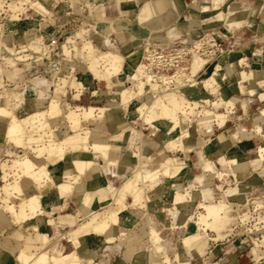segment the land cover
Listing matches in <instances>:
<instances>
[{"label":"rangeland","instance_id":"obj_1","mask_svg":"<svg viewBox=\"0 0 264 264\" xmlns=\"http://www.w3.org/2000/svg\"><path fill=\"white\" fill-rule=\"evenodd\" d=\"M11 1L0 0V33L3 34V48L1 47L0 53L2 57L8 58L6 60L0 58V97L5 93L13 96L12 108L23 117L26 131L34 137V141L25 145V147L24 145L17 147L11 144L12 142L3 141L4 147L0 149V208L3 204V198H7L8 192L10 191L9 188L15 181V178L11 175L15 168L14 159H18L25 154L34 156L39 153L40 149L43 150L45 147L43 155L46 160L43 166L47 172L54 176L56 174V162L61 159L58 155L64 154V159L70 160L66 154L73 149L70 144H64L62 146H55L52 153L47 152V146L54 143L58 131H66L65 134L68 137H73L76 141L81 140V136L77 135L79 133V130H77L78 127H72V120L76 117V113H80L83 107L94 106L95 108L102 107L104 114L106 109L114 108L118 104L119 93L123 88H133L132 80H126V77L121 78V75L124 74L123 76H125L129 73V70L124 69V57L122 56V53L127 52H123L122 49L117 48L115 43L109 45L107 43L108 34L95 27L96 24L100 25L102 23H109L114 27L112 23L115 22L118 15L112 14L111 9L117 6L119 0H38L39 4L46 7L53 14V21L46 15L48 11H44L39 7L34 8L32 6L28 8L27 5H24V7L14 10V12L9 9V3ZM118 6L120 7V4ZM218 16L222 20L221 15L218 14ZM206 20L207 22H212L206 29L210 28L211 31H214L215 26L212 19L209 18ZM135 21L137 22V18ZM54 25L58 30L49 33ZM211 31L205 30L203 36L205 35L208 38L211 36ZM154 32L152 31L150 33L152 34ZM214 35L216 37L215 33ZM201 36L202 33L199 37H195V39L199 40ZM46 40H50L51 44ZM66 41L69 43L63 47L62 45ZM145 43H148L150 49L156 47V44L160 45L162 49L171 46L169 40L165 44L155 38L149 39V37ZM55 45L56 49L54 50L57 51V54L51 52L50 57H47L46 55L51 51V47ZM196 55L201 57L198 53L192 52V60L190 63L180 65L186 75H188V78H183L177 82L173 81L168 85L165 84L166 86L163 85L164 88L161 87L159 89L160 91H164L162 93L166 98L165 102L177 108L180 112H178L179 115H181V111L184 108L189 113L187 118L179 117L180 120L178 122L182 129L192 131V137L186 140V143L191 145L192 150L195 151L191 158L195 167L196 176H190L184 184L180 185L181 188H178L179 184L176 178L182 175L185 163L189 157V152H184L181 144L175 152H170L172 147L170 141L174 138L166 140V128L157 125L156 121L153 122L152 126L143 127L142 117L138 111L140 99L142 98L130 100L123 106L120 112V117L127 115L129 126H123L120 129L104 134L110 136L113 133H125L130 129H134L137 131L134 138H131L127 143L125 142L124 145L131 148L130 150L139 151L140 145L142 144L143 147L141 146V149L143 148L142 152L144 154L142 159H145L146 155L150 156L147 153L149 149L156 144L148 134L160 128L164 132L161 147L169 150L170 154L162 155L161 159H158V162L162 163V166L168 164L173 169L181 161L184 163L179 166L180 168L178 167L179 171L178 168L175 169V174L173 173L170 176L172 180L171 188H174V197L172 199L167 198L163 193L164 187H168L166 183L167 176L162 177L155 186L147 187L148 195H146V200H143L144 198L142 199V203L148 204L146 214L142 216L146 224L143 225L146 227H139V229L144 228L143 232L141 229L138 231L139 237L136 236L131 243L121 245L118 249L115 248V243L118 242L117 238L104 241L103 236L96 234L89 235L86 245L76 248V251L78 254H82L89 245L91 248H95L96 255L90 263L83 262L82 264H126V262L130 261L134 252L139 250L145 251L144 256H146V259L151 254L157 255L159 253L157 250L158 243L152 246L147 240L148 229L154 222L162 228L160 237L171 234L169 250L165 253V259L161 264H171L170 262L172 260H175V264H264V227L261 228L256 222H253L252 227H250L252 219L258 221V219L262 218L261 214L264 213V186L259 190L250 188L248 181L252 179H254L253 181H261L258 178L259 175L255 172L248 173L241 171L250 166L251 157L249 158V165L246 168V161L236 165L228 164L233 174L236 175L240 171L237 174L239 180L234 184L230 183L231 181L229 179L227 183L223 180L219 181L217 188L210 185L213 196L216 197L214 201L209 202L199 195L193 197V194L197 193L201 181L207 179L213 180L212 169L206 171L203 168L202 170L200 168L201 165L198 163L197 155L200 157L203 151L201 144L212 138L224 125L230 128L228 132L239 127L250 133L244 127L234 124L235 121L245 123L246 115L249 114L252 107L250 103L251 107L247 110L246 114L242 111L240 118L228 117L235 108L228 110L223 107V102L226 99H232L226 96L223 89H218L222 93L214 99V94H208L209 91L205 88L209 86L208 84H205L202 80H197L198 83L194 84L189 80V78L197 79L196 76H191L192 74L203 76L209 73L202 71L206 60L202 68L195 66V62L197 61ZM116 57L119 60L115 62ZM212 57L213 54L209 59ZM201 58L206 59V57ZM176 69L177 67L165 68L157 66L155 70L172 75ZM52 83H54V86ZM225 85L227 84H223L222 86ZM186 86L191 87L187 93L184 91ZM199 86L200 89L202 87L204 88L201 91L194 90V88H198ZM214 88L217 89L216 87ZM54 89L56 92H53ZM65 90H70V93L67 92V96L62 95ZM175 91H178V98L174 96L176 94ZM73 95H76V100L72 99ZM194 98L204 103H201V106H196L193 109L190 106V101L194 100ZM55 99L60 101V104L62 103L60 111L52 117L44 114L43 116L45 117L47 125L42 129H37L33 120L38 118V116L34 114L38 112L46 113L45 111L48 110L50 102H54ZM239 99L236 100V106L239 105ZM214 101H217L218 104L215 105ZM154 103V111L161 115L163 111H160L162 108L160 105L162 103L158 100ZM20 106L22 108L18 110ZM206 110L210 111L211 116L213 115L211 119L215 120L212 122L210 129L202 128L197 121L199 116ZM104 118L103 115L98 118H88V121L84 122L79 128H83L84 131L91 130L97 135H101V133H98L101 127L96 124L100 121L103 122ZM167 119L173 122L175 116H168ZM263 120L259 118L258 123L264 122ZM217 123H220V125H217ZM105 124L107 127L113 126H108L107 122ZM196 134L201 140L198 145H193L189 141ZM82 135L84 136L85 133ZM141 136L142 141H144L143 143L141 142ZM255 136L260 137L257 134ZM238 139L235 140L236 143L235 141L232 143V147L236 145L237 149H239L238 143L241 142L242 138L240 137ZM89 149L92 150L91 148ZM238 152L240 151L238 150ZM228 154H224L223 156H227V159H229ZM219 157L216 155V158ZM257 157L260 158L258 155ZM203 158H206V154ZM106 160L101 155L94 162L100 169L108 163V160ZM262 161L264 163V160ZM116 170L119 172L114 173ZM222 170L226 171L227 169ZM130 172H132L130 166H125L124 168L123 166H111L110 178L115 184H118L121 178L126 175H131L132 173ZM86 174L87 171L79 173L73 170V176L67 177L63 172L62 181L74 185L75 180L82 181ZM227 174H229V171ZM91 179L90 175L86 176V183H89ZM17 181L21 182V178H17ZM53 184L54 186L55 184L58 185L60 181H56L53 177ZM40 187L42 190L51 192L50 187L42 185ZM117 187L112 189H117ZM231 187L235 188V196L231 199H224L222 196L223 192ZM153 189L157 195H150ZM113 190L109 191L101 199L110 198L111 201L112 198L115 199L116 196L118 197L117 193L114 195L115 191ZM34 192L39 194V190L31 187L29 193L34 194ZM125 198L122 204L123 206L125 205L124 208L123 206H118L119 209L121 207L123 210L134 202L129 197ZM187 199H194L191 203L195 204V206L177 212L174 204ZM168 201H171V203ZM66 203L67 198L65 196L61 204L54 206L51 211H46L42 207L43 212L39 213L35 222L26 221L19 223L18 226L25 233V239L35 236L36 232L33 230L35 225L39 228L42 226L47 237V242L40 249H45V247L48 249L47 247H50L57 240L64 243L65 251L73 249L70 242L65 241L63 236L74 224L80 222L82 218L76 216L74 209L71 207L67 210ZM170 204L171 206H168ZM158 205H161V207L159 210H156ZM112 208L113 206L110 205L109 209ZM158 211H162L161 215L158 214ZM198 213L204 215L205 223L200 222ZM7 216L10 217V215ZM26 218L20 219V221L26 220ZM7 221L0 222V246L13 249L17 245L16 240L11 236L12 232L17 229V224L15 222L7 223ZM203 226L206 230L201 235L200 229ZM246 226H248L247 229L249 231L260 232V235L256 237L251 235L250 241L249 238L239 234L240 231L246 229ZM128 227L130 230H136L132 226V223ZM145 231L147 234L144 233ZM141 233L145 234V236ZM187 236H200V241L194 245H187L185 243ZM218 239L222 241L224 251H210L208 248L209 243L211 241H218ZM145 240L146 242H144ZM238 243L243 246L239 250L240 254L235 255L233 245ZM122 246L124 247L123 250H121ZM193 246L195 247V252L192 254L190 248ZM125 250L126 252H124ZM178 258H186V260L179 263ZM146 259L143 257L139 264H147L148 260Z\"/></svg>","mask_w":264,"mask_h":264},{"label":"bare ground","instance_id":"obj_2","mask_svg":"<svg viewBox=\"0 0 264 264\" xmlns=\"http://www.w3.org/2000/svg\"><path fill=\"white\" fill-rule=\"evenodd\" d=\"M119 4L120 2L117 5ZM24 5H27L28 8L33 6L34 8L39 7L44 11L47 10L48 12L46 13V15L48 16V18L52 21L54 20V16L50 12V10L39 4L38 0H12L9 3V9L14 11L16 9L24 7ZM219 5H221V0H213L212 7L217 8L219 7ZM179 9L180 8L177 7V10ZM219 14L221 15V21H225L229 18L228 10L219 12ZM137 22L146 24L153 23V20L147 19L141 21L137 18ZM209 25L211 24L206 23L204 25V28ZM95 27L98 28V30L108 34V39H106L109 45L114 43L112 40V36L116 28L112 27L109 23H102L100 25L96 24ZM239 32L240 31H237L235 33V36L238 35ZM151 38L160 40L165 44L168 42V37L163 32L155 31L154 33L149 35V39ZM2 40L3 34L0 33V51L2 47ZM67 43L69 42L66 41L62 46L64 47ZM217 45L218 43L216 38L213 34H211V36H209L208 38L204 36L201 39L184 47L162 49L159 45H157L156 47H152L150 49L148 43H145L142 46L128 51L127 53H122V56L124 57V69L129 70V73L125 76H123L124 74L121 75V78L126 77V80H132L133 88H123L119 93L118 104L114 108L106 109L104 114L102 112V107L95 108L94 106L83 107L80 113H76V117L74 118V120H72V127H78L77 130H79V133L77 135L81 136V140L76 141L73 137H68V135L65 134L66 131L59 130L54 139V143L47 146V152L52 153L55 146L70 144L73 149L66 154V156H68L70 160H65L64 154L58 155L62 160H64L66 166L72 165L71 170L64 171V174L67 177H70L73 170H76L79 173H84L85 171H87L86 175L90 174L92 178L89 183H86L84 177L82 181L75 180L74 185H70L66 181L61 180L60 184L56 185V183L54 186V176L47 172L43 166L46 160L43 155L45 147L43 150L40 149L39 153L34 156L25 154L18 159H14L15 168L11 175L15 178V181L14 184H12L9 188L10 191L8 192L7 198H3V204L0 208V222L2 223L8 220L7 223L15 222L17 224V229L12 232L11 236L14 240H16L17 246L13 249L0 246V264L90 263L96 255V251L94 250L95 248L93 249V247L91 248V246L88 245V248L84 253L78 254L76 251V248L86 245L89 235L96 234L99 236H103L104 241L117 238L118 242L115 243V248L118 249L121 245L131 243L133 239L136 238V236L139 237L138 231H140L141 229H139V227H143L144 225H146L144 222V217L142 216H145L148 204L142 203V199L144 198L143 200H146V195H148L147 187L155 186L159 182V180L162 179V177L167 176L168 178L166 180V183L168 187H164L163 193L167 196V198L172 199L174 197V188H171L172 180L170 179V176L171 174L173 175V173L175 174L176 171L174 172V170L184 162L181 161L180 163H178V166L173 169L168 164L162 166V163H154L151 159V156L148 155H146L145 159H142V156H144V154L142 152L143 148L141 149V144L139 151H130L131 155H133L135 159L128 165H125L130 166V170L132 171L130 173L132 174L126 175L125 177L121 178L120 181H118V184H115L114 181H112V179L110 178V167L117 166L116 157L118 152L120 151L121 144H124L125 142L127 143L131 138H134L137 131H135L134 129H130L125 133H113L108 136L104 133H101V135H97L91 130L84 131L83 128H79V126L88 121V118H98L102 115L105 117L108 126H111L116 123V120L120 118V112L122 111L124 105H126L132 99L142 98L140 99L138 111L142 117L143 127L152 126L153 122L156 121L157 125H161L163 126V128H166V140H171L172 138H174L170 141V144L172 146L170 152H175L180 144L184 152L191 151L192 147L191 145L186 143V140L192 137V131L182 129L178 122V120H180L179 117H188L189 113L187 109L184 108L181 111V115H179V111L177 108L170 106L165 102L166 98L162 93L164 91H160L159 89L165 84L168 85L173 81L177 82L179 80H182L183 78H188V75H186L180 65L183 64L184 60L188 58L192 52L198 53L201 57H208L212 54L214 55L215 53L221 52V49ZM229 51V49L222 50V56L218 57L219 60L216 63L215 71L212 72L214 74L204 82L205 84L209 85L210 92L208 94H214V99L219 97L220 93H222L219 92L218 88H214V84L216 82H221L224 80L229 85L238 83L240 84L239 91L243 92V85L241 83L249 80L250 78L249 71L246 68L243 71L241 70V72L235 71V73L229 74L226 79L223 77V74L220 73L221 69L219 64L220 61H222L223 57L229 54ZM159 55L165 57L166 60L163 62L158 61V58L156 56ZM201 57L197 56V61L195 62V66L197 68H202L205 63V59ZM0 58L3 60L8 59L7 57H2L1 53ZM173 58H175L176 62H173ZM118 60L119 58L116 57L115 62ZM239 61L242 66H245L246 62L244 55L243 57H240ZM157 66H162L165 68L177 67V69L174 74L171 75L156 71L155 69ZM259 74L264 77L263 71H259ZM189 80L194 84L198 83V81L195 79L189 78ZM52 85L54 86V83H52ZM247 91L250 95L255 92L251 89H247ZM53 92H56L55 89ZM76 95H73L72 99L76 100ZM260 96L263 97L264 93H260ZM239 98V105L241 106L243 113L246 114L247 110L251 107L249 101L250 99H248L249 97L245 98L244 96ZM12 99L13 96H10L8 93H5L0 97V138L4 142H12L11 144H14L17 147L23 145L25 147V145H28L34 141V137H32L31 134L26 131L23 117L19 114V112L17 113L13 110ZM156 100L162 103V105H160L162 107L160 111H163L161 115L154 111V102ZM61 104L60 101L55 99L54 102H50L48 110L45 111L46 113L38 112L34 114L35 116H38V118L33 120V122L36 124L37 129H42L47 125L45 117L43 115L45 114L49 117L54 116L60 111ZM214 104L217 105V101H214ZM236 104L237 103L235 99L229 98L223 102V107L225 109L231 110L236 108ZM21 106L18 110L22 108ZM96 110L98 111L96 112ZM260 111L262 115L259 118L262 120L264 119V108H262ZM168 116H175L174 121H169L167 119ZM212 116L210 111L206 110L199 116L197 121L202 128L210 129L212 126V122L215 121L211 119ZM217 125H220V123H217ZM256 128L258 131H261V126L257 125ZM83 133H85L84 136L82 135ZM243 136H250V133L246 132L243 128L241 129L238 127L229 131L226 140L222 142L215 141L214 136L207 141H204L201 144L203 154H206V158H203V155L201 157L203 168L206 171L211 170L212 164H214V157H216V155L222 157L224 154L226 155V153H229V159H226L227 164L236 165L246 161L245 166H248L250 157L243 150L244 148L242 150L237 149L236 145L232 147L233 141L237 140L240 137L242 138ZM140 138L141 142L143 143L144 141H142V136ZM211 141H213L214 145L212 149L208 148ZM89 148H91L92 150H90ZM207 148L209 149V151H206ZM238 150L240 152H238ZM207 152H210V154ZM101 155H103L108 160V163L105 166L101 167L99 171L89 169L87 167L88 164H90L98 156ZM211 155L215 156L212 158ZM257 155L260 157V159H264V146H259ZM84 157H89L91 159H80ZM85 167H87L86 170H84ZM24 177H28L29 180L27 182H23ZM223 177V171H218L216 173L217 180H222ZM17 178H21V182H18ZM41 185L50 187L51 192H48L46 190H39V194H36L35 192L34 194L29 193V190L32 186L39 187ZM210 185L216 188L218 187V184L214 183L213 180L207 179L205 181H201L198 187V191L197 193L193 194V197L199 195L209 202L214 201L216 197L213 196ZM69 186H71L70 199L75 204L74 213L76 216L82 218L80 222L74 224L70 228V230L63 236V239L65 241L70 242L73 249H71L70 251H65L64 243L58 240L52 243L50 247H47L48 249H46V247L45 249H40L44 245V243L47 242V237L44 233L45 231L43 230V227L40 226L39 228L37 225H35L33 227V230L36 232L35 236H33L32 238L27 237L25 239V233L24 231H22V229H20L18 224L26 221L35 222L39 213L43 212L42 207H44L46 211L53 210L54 206L61 204L62 200H64L65 195H62V192ZM116 186H118L117 189L115 188L113 190L112 188ZM88 189H92L93 191L88 192ZM111 190L115 191L114 195H116L117 193L118 197L116 196L115 199L112 198L111 201L110 198L101 199ZM93 193L95 194V197L92 201H90V197ZM235 194V188L231 187L230 189L224 191L222 196L224 199H231L233 198V196H235ZM125 197H129L134 202L129 204L130 206L126 205L127 207H125V209L123 210L120 207V210L118 206H123L122 204L123 201H125L124 199H126ZM16 202H18V204H16ZM110 205L113 206L112 209H109ZM161 213L162 211H158L159 215H161ZM7 215H10V217H8ZM25 217H27L26 220L20 221V219H23ZM203 217L204 215L200 213L199 218H197L200 220V222L205 223L206 220H204ZM123 223H132V226L135 227L136 230H130L128 226H120L118 228V231L116 233H113V227L117 224ZM39 229L41 230L40 232ZM142 229L141 231L143 232L144 228ZM148 230V243L152 246L155 245V243H158L157 250L159 253L157 255L151 254V256L147 257L146 259V256H144V250L135 251L130 261L126 262V264H139L143 257L144 259L148 260L147 264H149V262L150 264H161L165 259V253H167V251L169 250L171 234L165 235V237H160L162 228H160L155 222L151 224ZM200 230V234L202 235L206 228L203 226ZM144 233L147 234L146 231ZM145 234L142 235L145 236ZM198 241H200V236H187L185 239V243H187V245L197 244ZM144 242H146V240ZM124 252H126V250ZM190 252L192 254L195 252L194 246L190 248ZM178 260L180 263L184 262L186 258H178Z\"/></svg>","mask_w":264,"mask_h":264},{"label":"crops","instance_id":"obj_3","mask_svg":"<svg viewBox=\"0 0 264 264\" xmlns=\"http://www.w3.org/2000/svg\"><path fill=\"white\" fill-rule=\"evenodd\" d=\"M119 2L120 7L117 5L115 8L111 9L112 14L118 15L115 22L112 23V25L117 29H115V31L113 32L112 40L117 48L122 49L123 52H128L136 47L145 44L149 35L151 34L150 32L152 31L163 32L167 35L168 40L171 43V46L167 48L187 46L197 41L195 37H199L201 33L202 36L200 37V39L204 37L205 35L203 36V33L205 32V30L211 31L210 28H204V25L206 23L212 24V22H207L206 20L209 18L212 19L215 28L214 31H211V34H216V37L215 35L214 37L217 40L218 47L221 49V52L215 53L211 59H209L210 56L206 57V63L202 71L209 72L207 75L200 76L199 74H192L191 76H196V80H202L204 82L207 81L209 77L214 74L212 72L215 71L216 63L219 60L218 57L222 56V50L228 49L230 50L229 54L225 55L219 64L221 69L220 73L223 74V77L226 79L229 74H233L235 73V71L241 72V70L243 71L245 70V68L249 71V80L241 83L245 92L239 91L240 84L233 83L232 85H229L224 80L221 82H216L214 84V87L223 89L226 96L231 97L232 99L238 100L239 97L244 96L245 98L249 97L248 99L251 100L250 103L252 107L249 111V114L246 115L245 123L235 121L234 125H240L250 132V136H243L241 142H239L238 145L239 149L242 150L244 148L243 150L249 155V157H251L250 166L247 168L245 166L246 169L241 171L248 173L255 172L256 174H258V178H260L261 181H253L254 179H252L248 181V186L256 190L263 188L264 163L262 160L264 159L258 158L257 152L259 146H264V122H261L260 124L258 123L259 117L262 115L260 110L264 108V96H260V93H264V77L259 74V71L264 72V0H222L221 5H219V7L217 8L212 7L213 0H119ZM177 7H179L180 9L177 10ZM226 10L229 11V18L222 22L218 14L219 12H223ZM136 18L141 21L152 19L153 23H138L135 21ZM51 29L52 30L49 33H53L54 31L58 30L55 25ZM237 31L240 32L235 36V33ZM157 45L158 44H156V46ZM243 55L246 62L245 66H242L239 61L240 57H243ZM191 60L192 57L190 55L184 60L183 64H188V62L190 63ZM223 84L227 85L222 86ZM203 88L204 87L200 89L199 86L198 88H194V90L201 91ZM205 88L210 92L209 86ZM190 89L191 87L186 86L184 88V91L187 93L190 91ZM247 89H251L255 92L250 95ZM69 91L70 90H65L62 95L67 96V92ZM177 92L178 91H175V98H178ZM190 103L191 108L195 109L196 106H201V103L204 102L198 101L194 98V100H191ZM241 114L242 109L239 105H237L234 111L230 113L228 117L240 118ZM128 121L129 119L127 115H125L124 117H120L118 120H116V123H114L113 126L107 127L104 118L103 122L100 121L98 124H96L98 126L100 125L101 127V130L98 133H110L111 131L120 129L123 126H129ZM256 125L261 126V131L257 130ZM229 129L230 128H227L225 125L222 126V128H220V130H218L214 135L215 141L222 142L226 140ZM255 134L259 135L261 138L258 136L256 137ZM148 135L157 144H155L147 152L151 156L152 161L156 163L161 159L162 155L170 154V152L169 150H165L161 147L164 138V132L162 129L157 128ZM200 140L201 139H199L196 134L189 141V143L198 145ZM3 147L4 142L0 138V149ZM213 147V141H211L208 148L212 149ZM208 148L206 151H209ZM130 149L131 148L127 147L126 145L121 144L120 151L118 152L116 157L117 166H123L124 168L125 165H128L135 159L134 156L131 155ZM193 152L195 151H189V157L187 158V161L185 163L183 173L181 176L176 178L179 184L178 188H181L180 185L184 184L190 176H196L195 167L191 158L193 156ZM207 153L210 154V152ZM202 154L203 151L200 154V157L197 155V158L199 165H201L200 168L203 170V164L201 162ZM203 155L205 156V154ZM214 156L215 155H211V157ZM80 159L89 160L91 158L84 157ZM226 159L227 156L219 158L214 157L212 175L213 182L216 184L221 181L216 179V173L218 171H223L225 177H223L222 180L226 183L229 179L231 181L229 182L233 184L239 180L237 178V174L240 171L236 175L233 174L228 164L226 163ZM87 167L91 170L99 171V168L94 161L88 164ZM87 167H85L84 170H86ZM71 168L72 165L66 166L62 159L58 160L56 162V174L54 175L55 180L61 181L63 179V172L66 170H71ZM222 169H227L226 171H229V174H227V172ZM117 172L119 171L116 170L114 173ZM89 175L90 174L86 176ZM28 180V177L23 178V182H27ZM32 188L35 190H42L40 186H32ZM87 191L91 192L93 190L88 189ZM70 192L71 186H69L62 192V195H65L67 198V210L69 207H71L72 209L75 208L74 202L70 199ZM153 194H156V191L154 189L150 193V195ZM94 197L95 194L93 193L90 197V201H92ZM193 200L194 199H187L175 203L174 206L177 212L184 211L187 208H193L195 206V204L191 203ZM169 203H171V201ZM168 206H171V204ZM160 207L161 205H158L156 207V210H159ZM128 225H130V223L115 225L113 227V233H116L120 226L127 227ZM242 246L243 245H241L240 243L233 245V251L235 255L240 254L239 250L242 248ZM123 248L124 247L122 246L121 250H123ZM208 248L210 251H224V246H222V241H220V239H218V241H211L208 245ZM218 259H220V257H218ZM170 263L175 264V260H172Z\"/></svg>","mask_w":264,"mask_h":264},{"label":"built area","instance_id":"obj_4","mask_svg":"<svg viewBox=\"0 0 264 264\" xmlns=\"http://www.w3.org/2000/svg\"><path fill=\"white\" fill-rule=\"evenodd\" d=\"M12 20H16V19H12ZM47 41V40H46ZM48 43H50L51 44V42H50V40H48L47 41ZM218 46V45H217ZM159 48V47H158ZM54 49H56V45L54 46V47H51V51H49V54H47L46 56L47 57H50V54H51V52H54V53H56L57 54V51L56 50H54ZM217 49V48H216ZM53 54V53H52ZM157 58H158V61H161V62H163V61H165L166 59H165V57H162V56H156ZM169 59V58H168ZM167 59V60H168ZM180 61V60H179ZM168 62V61H167ZM173 62H176V60H175V58H173ZM253 209V208H252ZM262 215V218L261 219H258V221L257 220H253L252 219V222L250 223V227H252V225H253V222H256V224L258 223V225H260L261 226V228H263L264 227V213H262L261 214ZM250 217H251V215H250ZM255 218V217H254ZM251 220V219H250ZM239 222H240V220H239ZM242 223V222H241ZM238 225H240V224H238ZM248 226H246V229H243L242 231H240L239 232V234H242L244 237H246V238H249V240L251 241V235H254L255 237L257 236V235H260V232H254V231H249L248 229Z\"/></svg>","mask_w":264,"mask_h":264}]
</instances>
